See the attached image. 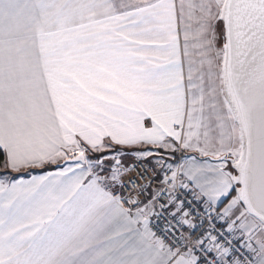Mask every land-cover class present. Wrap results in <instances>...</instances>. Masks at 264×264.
<instances>
[{"label": "snow or ice", "instance_id": "obj_1", "mask_svg": "<svg viewBox=\"0 0 264 264\" xmlns=\"http://www.w3.org/2000/svg\"><path fill=\"white\" fill-rule=\"evenodd\" d=\"M0 264H264V0H0Z\"/></svg>", "mask_w": 264, "mask_h": 264}]
</instances>
